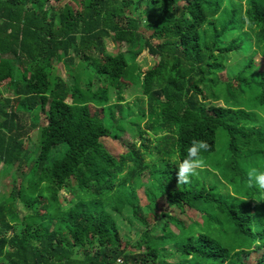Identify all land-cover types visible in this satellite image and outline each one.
<instances>
[{"label":"trees","instance_id":"obj_1","mask_svg":"<svg viewBox=\"0 0 264 264\" xmlns=\"http://www.w3.org/2000/svg\"><path fill=\"white\" fill-rule=\"evenodd\" d=\"M49 1L0 0V86L9 94L0 92L2 166L23 169L33 153L25 146L27 134L37 132L26 187L21 193L13 185L0 195V264H165L168 245L178 256L175 264H264V193L249 186L247 175L254 167L264 170V74L256 81L240 80L251 68L247 62L237 77L219 81L223 98L212 94L214 103L204 104L205 85L218 83L212 76L223 70L212 55L239 49L234 36L242 33L244 19L253 52L264 57V0H244L243 9L238 3L239 20L225 21L218 36L213 23L221 0H72L61 7L59 0ZM205 24L208 38L201 41L198 31ZM221 35L228 38L225 45ZM109 38L123 44L124 53L107 54ZM142 51L158 59L153 70L136 72L146 108L156 107L153 123L146 124L152 150L144 143L141 122L127 126L121 137L103 123L106 110L144 118L138 102L133 109L121 104L130 87L128 67ZM73 56L78 65L67 83L57 75L58 65L71 67ZM246 91L253 93L248 103L233 97ZM217 128L227 138L219 175L232 196L192 179L178 187V165L192 140L206 141L210 149L201 154L210 153ZM125 133L139 140L136 149L124 141ZM103 138L118 140L122 153L107 151ZM58 145L64 149L52 158ZM143 171L150 183L138 194ZM69 180L86 200H75L72 190L67 201L59 195ZM110 201L113 210L142 226L131 248L106 210ZM19 205L27 214L21 215ZM172 206L198 209L202 227L226 226L239 244L223 246L207 232L184 226L168 214ZM142 214L159 222L149 226ZM35 217L38 225L25 221Z\"/></svg>","mask_w":264,"mask_h":264},{"label":"rangeland","instance_id":"obj_2","mask_svg":"<svg viewBox=\"0 0 264 264\" xmlns=\"http://www.w3.org/2000/svg\"><path fill=\"white\" fill-rule=\"evenodd\" d=\"M243 1L244 0H221V10L219 11L218 15L215 17L216 21L213 23V30L215 35H219L220 32L223 29V26L225 24V21L228 19H232V21H238L240 16L236 12V5L238 3L241 4L243 9ZM51 3V0L49 1ZM63 3H69L72 4V0H59L56 3V6L61 7ZM141 10H144L143 4L141 5ZM235 11V13H233ZM130 12V8L127 9V13ZM241 16H242V10H241ZM207 20H211L209 17ZM244 26L242 28V33L239 35H236V42L240 43L239 49L236 51H232L225 54H218L214 53L212 55V62H220L223 65V70L217 73L216 75L212 76V79L215 81L217 80L218 83L215 85H205L204 93L207 96L208 99L205 100V105L213 104L214 101L210 99V95L215 94L219 97H222V91L224 89L223 81L231 80L235 77H237V73L240 69L243 68L244 65L249 62L251 65L250 69L245 68L242 73L239 76V79L244 82L249 81H256L258 79V74L263 73L264 74V57L261 56V54L254 53V46H253V37L252 33L249 32V28L247 25V21L244 19ZM207 29V25L205 24L202 28H200L199 35L201 38V41H203L204 38H208V33L206 32V36L203 33V30ZM248 33V37L242 36V34ZM225 45L227 42V37L225 38L224 35H221L219 38ZM153 43H155L153 41ZM104 48L105 52L107 54H113L116 53H124L125 46L123 44L115 45L114 42L109 38L104 41ZM157 57H152L146 53V51H142L134 60V64H132L130 67H128L127 74L125 77V81L130 85L129 89H127L126 92L122 94L123 102L121 103L122 106L127 105L129 108L133 109L136 102H138L142 107L143 112L145 111V115L143 119H140L136 116V114L126 116L125 114L119 116L117 115V112L114 113V116L108 115V112L106 110V113L103 116V123L105 127L109 130L110 134L116 135L121 137L122 131L129 128L127 126H130V124H139V127L141 130L144 131V138L146 141L144 142L145 145L152 150V146L154 145L153 137L152 135L147 131L148 127L146 124L153 123V119L156 112V107L152 109L151 112H149V109L146 108V99L142 97L139 94V84L138 80L136 79V72H147L150 70H153L157 63ZM127 62L131 64V61L127 59ZM78 63L76 57L73 56L72 66L68 68H64V65L60 63L58 65V76L61 77L65 82L71 83V76L76 70ZM136 67V69H135ZM223 80V81H222ZM80 87L83 88L84 84L83 82L80 83ZM96 87V81H92L91 83V90H94ZM0 92L2 96H9L8 91L0 86ZM235 98H239L240 102L248 103L250 101V98L252 97L253 93L250 91H246L244 94L234 92L233 94ZM113 101V100H111ZM233 102L234 99H231ZM230 101V103H231ZM218 105H222V101L219 99L216 102ZM127 106L123 107V113L127 112ZM128 130V129H127ZM36 136L37 132L36 130H31L27 134L25 146L27 150L30 152L33 151L32 155L30 156L29 160L27 162H24V168L21 170L16 169L14 165L10 166H2L0 163V193L6 195L10 189L11 186L15 185L16 187L21 188V193L23 191V188L26 187L27 179L29 176V168L31 166L32 160L34 159L35 152H36ZM124 141L128 142L129 145H132L133 149H136L138 147L139 140L137 138H131L128 133L124 134ZM118 140L116 141L111 140L109 138H103L101 139V143L103 147L108 151H113V153L121 154L122 149L121 145L118 144ZM226 143L227 138L224 133V131L221 128H217L215 130L214 134V150L210 153L201 154L202 157L206 161V169L203 171H200L196 176H193L191 179L194 181H197L199 184L204 185L205 187L212 188L215 192L220 193L223 197L227 198V195L232 196V190L229 185H227V182L223 180L219 175V168L223 166V163L226 160ZM64 149L63 145H58L52 148L51 151V157H57L62 153V150ZM146 163H151L152 161L145 158L144 159ZM171 161H174V158L171 159ZM138 182L140 184L139 188H135L137 193H142L143 189H146L149 186L150 180L148 177L147 171H143L139 177ZM67 187L65 189H62L59 191V195L65 200H69L71 197L69 196L70 190L75 191L74 195L75 200H86V195L84 193H80L76 191V187L74 186V182L72 180H69L67 182ZM178 187H181L182 185H179L177 183ZM68 191V192H67ZM116 195V194H115ZM46 200V196L44 195V199L42 204H44ZM113 205V202L110 201L108 205L106 206V210L110 213L112 216L114 222L118 226L119 232L121 234L122 241H126L129 244V248L135 243L136 239L139 237V233L142 231V226L139 225L135 220H133L130 216H128L127 213L116 212L111 208ZM61 209L65 208V205L60 206ZM148 209H150V206H147ZM163 208V207H162ZM19 211L22 214H27V210L22 208L19 205ZM31 211H37V207L32 206ZM198 209L190 210L187 212H182L179 210V208L172 206L167 209V212L170 216H174L177 218V220L181 221L184 226H187L191 229H195L197 231L201 230L203 232H207L212 238H214L216 241L221 243L223 246H229L234 245L237 246L238 239L230 234L229 231H227L226 226L223 228L217 227L216 225L210 226V228H206L204 225L202 227L201 223V217L202 215H199ZM145 221L146 224L151 226L154 224H157L159 221L158 219H153L151 215L145 216V214L141 215ZM26 218V222L34 223V225H38V219L35 218ZM173 229V228H172ZM175 231V230H174ZM163 261L165 264H175L178 262V256L173 251V246L168 245L165 246V251L163 252Z\"/></svg>","mask_w":264,"mask_h":264},{"label":"clouds","instance_id":"obj_3","mask_svg":"<svg viewBox=\"0 0 264 264\" xmlns=\"http://www.w3.org/2000/svg\"><path fill=\"white\" fill-rule=\"evenodd\" d=\"M209 149L210 145L206 141L192 140L187 149L186 157L178 165L176 180L179 185L190 184L193 176L206 169V161L201 153L207 152ZM247 175L249 186H255L261 193H264V170L254 167L248 171Z\"/></svg>","mask_w":264,"mask_h":264},{"label":"built area","instance_id":"obj_4","mask_svg":"<svg viewBox=\"0 0 264 264\" xmlns=\"http://www.w3.org/2000/svg\"><path fill=\"white\" fill-rule=\"evenodd\" d=\"M116 262H119V260H116Z\"/></svg>","mask_w":264,"mask_h":264},{"label":"crops","instance_id":"obj_5","mask_svg":"<svg viewBox=\"0 0 264 264\" xmlns=\"http://www.w3.org/2000/svg\"><path fill=\"white\" fill-rule=\"evenodd\" d=\"M0 195H2V193H0Z\"/></svg>","mask_w":264,"mask_h":264}]
</instances>
